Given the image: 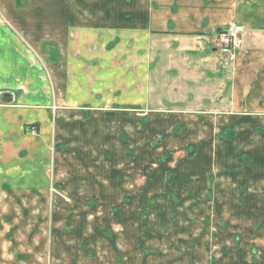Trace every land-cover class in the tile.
Listing matches in <instances>:
<instances>
[{"label":"crops","instance_id":"0c3cea01","mask_svg":"<svg viewBox=\"0 0 264 264\" xmlns=\"http://www.w3.org/2000/svg\"><path fill=\"white\" fill-rule=\"evenodd\" d=\"M235 26L243 44L222 81L212 44ZM172 53L186 98L225 113L144 129L112 110L154 97L150 63ZM52 106L54 184L70 202L56 196L48 252ZM263 201L264 0H0V264H254Z\"/></svg>","mask_w":264,"mask_h":264},{"label":"rangeland","instance_id":"374dc122","mask_svg":"<svg viewBox=\"0 0 264 264\" xmlns=\"http://www.w3.org/2000/svg\"><path fill=\"white\" fill-rule=\"evenodd\" d=\"M237 28H240L243 30L242 27L235 26ZM223 32H220L218 34V37L214 40L213 42V47L219 50L220 54H216L214 63L220 67L223 68V71L221 72L222 75H220V79L222 81L225 79L226 75L229 76L231 73L232 66L235 64L236 60V52L240 50L243 44V38L240 37V35L237 37V41L233 44L228 43L227 45L225 44V41L222 39L221 35ZM228 50H230L228 52ZM232 51V52H231ZM160 58V56H158ZM157 57L156 61L151 62L150 64V70H149V75H150V80L149 84L151 89V93H154V97L151 98L148 102H145L142 106H136V105H125V106H119V107H113V111H124V112H131L132 114H137L139 117L142 118V125L144 129L148 126H150V120L152 117L159 116V118L165 119V115L167 113L169 114H186L189 113L188 111L194 110L197 112L202 111V114L200 115V118L204 116H210V117H218L222 115V113L226 112V109L228 107V104H221L220 102H215L216 97H213V101L208 97L207 102L204 103H195L194 102V95H188V99L186 98V67L182 66L179 62L180 57L178 55L176 56L174 53L170 55H166L163 61L161 60V64L158 61L159 58ZM181 61V60H180ZM176 64H180V69H176L173 67ZM219 67V68H220ZM212 68V66H211ZM219 71V70H218ZM224 72V74H223ZM219 73V72H218ZM220 74V73H219ZM147 75V74H146ZM205 75H206V84L207 83H213V81L220 80L218 78V75L216 72L211 69H206L205 70ZM222 81H220L222 83ZM190 85V84H189ZM192 88L193 85L191 84ZM219 87L214 86L210 90H217ZM160 91V92H159ZM192 91V90H191ZM190 91V92H191ZM159 92V93H158ZM146 95V88H144V96ZM174 95L173 97H170ZM158 98H161V101L158 102ZM189 100V101H188ZM194 108V109H192ZM196 108V109H195ZM54 109L55 106H52L50 109L51 112V125H50V131L48 135V139L46 140L47 144V176L49 180V189H50V194H51V199L48 200V211H47V239H48V248L47 251L49 252L50 250V242L52 239V233H51V225L53 222V213L55 209V200L57 199L56 196H58V199H61L65 203H69L70 199L65 197L64 192L60 189L57 188L56 185L54 184V179H55V155L56 153L61 151L60 144L58 141L55 139L54 135V128H53V115H54ZM118 109V110H117ZM178 128H180L178 125H176ZM31 133H35L34 130L29 129L28 130ZM37 132V131H36ZM38 133V132H37ZM39 136V135H37ZM228 139L231 138L230 135H227ZM42 138V137H41ZM129 158L133 159V153L129 154ZM61 197V198H59ZM63 197V198H62ZM241 199V198H240ZM211 200V198H210ZM242 201V200H241ZM240 201V202H241ZM96 201H91L90 205L93 209L96 208ZM61 204V203H59ZM147 208L143 211L142 215L144 220L148 216V212L150 209L155 208L157 205V199H148L146 201ZM262 206L264 207V201L262 203ZM117 207L115 208V213H117ZM53 212V213H52ZM190 222L193 224L195 223V218L190 219ZM223 223V222H222ZM257 225H261V220L258 222ZM222 226H224L222 224ZM241 231V230H240ZM239 231V234L241 235V232ZM257 233L255 232L253 234L254 239L257 237ZM106 238L110 237V233L104 234ZM212 238V237H211ZM242 235L239 236L237 235V243L241 241ZM151 251H146L144 252L147 257L150 256H156L154 253H150ZM245 254V253H244ZM244 254H240L241 257L243 258ZM252 259L254 264H264L262 262L264 260V255L262 254V250L257 247H253L252 249Z\"/></svg>","mask_w":264,"mask_h":264},{"label":"built area","instance_id":"2783aa9c","mask_svg":"<svg viewBox=\"0 0 264 264\" xmlns=\"http://www.w3.org/2000/svg\"><path fill=\"white\" fill-rule=\"evenodd\" d=\"M242 32V29L237 27H232L229 30L222 33L221 37L225 41V44L228 43H235L237 41V37L239 36V33ZM230 50H228L229 52ZM232 52V51H231Z\"/></svg>","mask_w":264,"mask_h":264}]
</instances>
